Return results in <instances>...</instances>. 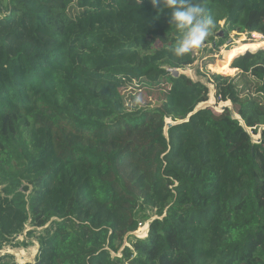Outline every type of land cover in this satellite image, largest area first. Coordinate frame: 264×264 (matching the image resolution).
Returning a JSON list of instances; mask_svg holds the SVG:
<instances>
[{
	"label": "trees",
	"instance_id": "obj_1",
	"mask_svg": "<svg viewBox=\"0 0 264 264\" xmlns=\"http://www.w3.org/2000/svg\"><path fill=\"white\" fill-rule=\"evenodd\" d=\"M202 3L211 35L264 36V0ZM169 16L151 0H0V248L30 221L39 264H264V50L236 46L239 73L209 80L239 120L195 112L210 88L166 70L197 60L170 51Z\"/></svg>",
	"mask_w": 264,
	"mask_h": 264
},
{
	"label": "rangeland",
	"instance_id": "obj_2",
	"mask_svg": "<svg viewBox=\"0 0 264 264\" xmlns=\"http://www.w3.org/2000/svg\"><path fill=\"white\" fill-rule=\"evenodd\" d=\"M225 24H226V28L220 32H225V31L227 32L228 25L227 23ZM220 32L216 35L210 34L208 38L203 42L200 49L198 48L194 49V53L197 57L196 62L192 66L187 67L184 70H180L182 74L187 75L192 80L200 81L203 84L207 85L210 88V95H209L210 98L207 103H210L211 99H214V101L216 102L215 104L218 108L220 107L219 105H221L222 103L217 105L214 86L210 84L209 80L214 75H220L218 74V72L221 69L222 70L224 69L227 73L231 74L232 75L231 77H235L239 73L237 71L234 74L233 71H230L227 67L225 68L222 66V64L226 65L225 62L226 54L232 51L236 46L240 52L239 54H244L246 52L245 46L246 47L249 46L251 49H253L255 46L261 45L260 43L252 44L251 42L253 39L252 35H246V37H243V35L241 34L237 35V33H230V34L228 33L229 35L228 38L226 37L220 38ZM238 36H241L242 38L238 39L239 38ZM221 41H224V43L219 49H217ZM232 54L233 53H230V55ZM224 104L228 105V102ZM233 116H235V118H238L236 111L233 112ZM171 124L172 122L170 120L166 121V130ZM260 136H261V132L257 136L253 135L254 137L253 140L256 141V138ZM0 193H1V188H0ZM203 213H204V217L200 220V222L203 225H205L207 223L206 218L209 215L210 210H206V212ZM146 225H149V223H146L142 228H144ZM30 230H32V228L30 227V221H28L24 227V231L21 234L11 238V242L5 248H0V257L4 255H10L13 257L14 264H20L18 262L19 259L18 257L20 254H24L26 256V259L21 264H27V263L35 264L37 260L39 245L37 241H35L34 239H29V237L27 236ZM141 230L133 233L132 235H135L139 239H144L140 237L141 236L140 234H138ZM24 243H27V245L25 246ZM34 251H36L35 254Z\"/></svg>",
	"mask_w": 264,
	"mask_h": 264
},
{
	"label": "clouds",
	"instance_id": "obj_3",
	"mask_svg": "<svg viewBox=\"0 0 264 264\" xmlns=\"http://www.w3.org/2000/svg\"><path fill=\"white\" fill-rule=\"evenodd\" d=\"M151 3L154 8L159 7L160 12H170V28L177 33L170 49L175 56H184L199 48L215 26V20L202 0H151Z\"/></svg>",
	"mask_w": 264,
	"mask_h": 264
},
{
	"label": "water",
	"instance_id": "obj_4",
	"mask_svg": "<svg viewBox=\"0 0 264 264\" xmlns=\"http://www.w3.org/2000/svg\"><path fill=\"white\" fill-rule=\"evenodd\" d=\"M225 37V33L224 32H220V38H224ZM247 53V52H246ZM166 70L168 71V72H170L171 74H172V76L174 77V78H178L182 73H181V71L180 70H178V69H172V68H169V67H167L166 68ZM229 105H223L222 107H217L216 106V104L214 105V106H211V105H209V103H206V104H203V105H201L200 107H198V109H196V111L195 112H197V111H199V110H201V109H203V108H206V107H211V108H214V109H216V111H218V112H224L226 109H229L230 111H231V113H232V115H233V112L235 111L234 110V107H232V104L231 103H228ZM216 106V107H215ZM234 118H235V116H233ZM235 119H237V120H239V118H235ZM188 120V119H187ZM186 120V121H187ZM174 124L172 123L168 128H167V130L171 127V126H173ZM167 130H165L166 132H167ZM263 130H264V128H263ZM262 131V130H261ZM260 131V132H261ZM249 132V131H248ZM252 138H254L253 136H252ZM253 142L255 143V144H260L261 143V136L260 137H258L257 139H256V141H254L253 140ZM148 227H150V225H148ZM148 231H149V229H148ZM148 235V234H147ZM35 264H39V263H35Z\"/></svg>",
	"mask_w": 264,
	"mask_h": 264
},
{
	"label": "bare ground",
	"instance_id": "obj_5",
	"mask_svg": "<svg viewBox=\"0 0 264 264\" xmlns=\"http://www.w3.org/2000/svg\"><path fill=\"white\" fill-rule=\"evenodd\" d=\"M259 47H262V44H261V45H258V46H255L253 49H251L249 46H247V47L245 46V48H246L245 50H246V51H248V50H249V51H253V50H255V49L259 48ZM245 53H246V52H245ZM222 66L226 68L225 65L222 64ZM221 70H222V69H221ZM222 71H225V70L223 69ZM211 101H212V102H211ZM211 101H210L209 105L214 106V105H213V104H215L214 99H211ZM223 105H226V104L222 103V104L220 105V107H222ZM228 105H229V104H228ZM148 229H149L148 225H146L144 228H142V230L138 233V234L141 235L140 237L145 238V237L147 236ZM35 253H36V251H34V254H35ZM17 257H18V256H17ZM18 258H19V259H18V262L21 264V263H23V262L25 261L26 256H25L24 254H20Z\"/></svg>",
	"mask_w": 264,
	"mask_h": 264
},
{
	"label": "built area",
	"instance_id": "obj_6",
	"mask_svg": "<svg viewBox=\"0 0 264 264\" xmlns=\"http://www.w3.org/2000/svg\"><path fill=\"white\" fill-rule=\"evenodd\" d=\"M239 35V34H237ZM243 35V37H246V35H252L253 39H252V44H256V43H264V36L260 33H257V32H251V33H245V34H241ZM259 50H264V47H260L257 51ZM194 51V50H193ZM257 51H251V52H257ZM216 103V102H215Z\"/></svg>",
	"mask_w": 264,
	"mask_h": 264
}]
</instances>
